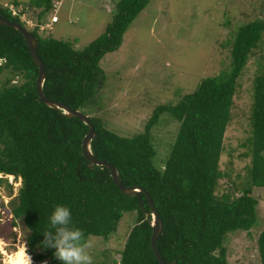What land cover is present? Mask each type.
Here are the masks:
<instances>
[{"label":"trees","instance_id":"trees-1","mask_svg":"<svg viewBox=\"0 0 264 264\" xmlns=\"http://www.w3.org/2000/svg\"><path fill=\"white\" fill-rule=\"evenodd\" d=\"M31 2L41 9L34 27L25 21L26 8L20 9L23 3L18 0L13 3L18 13L10 5H0V15L37 37L38 54L47 69L46 96L84 113L106 77L101 61L119 50L125 33L151 0H115L107 29L82 50L71 40L40 32L46 23L43 17L56 7L54 0ZM263 37L264 19L237 28L228 40L229 69L206 77L179 102L158 105L143 131L132 137L109 129L102 118L90 117L97 132L93 153L116 166L125 186H140L150 193L164 223L158 247L167 262L230 264L225 247L229 235L250 231L258 221L259 200L253 190L264 187V75L255 80L249 176L238 196L231 189L220 194L218 188L225 175L220 160L238 80ZM39 71L24 35L0 25V184L7 182L12 196L14 188L6 176L22 179L8 212L13 226L22 220L29 232L33 263L61 264L54 249L41 247V231L55 232L48 217L56 205L64 204L72 210L69 227L83 229L86 237L108 239L125 214L135 212L136 222L114 264H161L152 248L147 194L125 195L108 167L93 165L84 156L82 145L90 127L42 101L37 91ZM166 115L180 127L165 165L158 166L153 130ZM258 249L264 264V230Z\"/></svg>","mask_w":264,"mask_h":264},{"label":"rangeland","instance_id":"rangeland-1","mask_svg":"<svg viewBox=\"0 0 264 264\" xmlns=\"http://www.w3.org/2000/svg\"><path fill=\"white\" fill-rule=\"evenodd\" d=\"M18 1L23 3L20 9L26 8L25 21L34 27L41 9L33 7L32 0ZM54 2L56 7L43 17L46 23L40 32L71 40L80 50L105 32L113 19L116 3L115 0ZM13 3L14 0H0V5H10L18 13ZM258 18L264 19V0H151L125 33L119 50L108 53L101 61L106 77L88 106L83 108L84 114L102 118L109 129L122 136H134L143 131L158 105L179 102L185 94L194 92L206 77L229 69L232 46L228 40H232L237 28ZM260 75H264V37L238 80L220 160L225 173L219 181L220 194L231 189L235 195H240L239 189L249 176L250 118L255 80ZM179 127V122L166 115L154 128L158 166L165 165ZM6 177L14 194L9 196L7 182L0 184V264H10L7 254L15 253L20 247L30 254L28 230L22 220L13 226L12 214L8 212L9 202L22 181ZM253 195L259 200L258 221L250 231L229 235L225 247L230 264H262L258 239L264 230V187L254 188ZM136 218L135 212L126 213L117 231L108 239L91 236L93 247L88 251L93 264L104 261L114 264L121 259Z\"/></svg>","mask_w":264,"mask_h":264},{"label":"water","instance_id":"water-1","mask_svg":"<svg viewBox=\"0 0 264 264\" xmlns=\"http://www.w3.org/2000/svg\"><path fill=\"white\" fill-rule=\"evenodd\" d=\"M0 25L10 26L15 28L17 31L22 33L25 37V40L27 42V45L30 49V52L32 54V57L35 61V63L39 66V75L37 78V91L40 95V98L42 101L48 105L51 108L57 109L62 111L64 115L67 117L73 118L78 117L80 118L86 125L90 127L89 133L85 136L83 141V154L87 159L93 164L98 166H105L108 167L111 171L112 177L115 180V182L118 184L120 189L125 195L129 196H139L141 197L142 193L147 194V197L149 199L150 205H151V211L146 213L147 219H150V223L153 228V234L151 237V243L154 253L156 254L157 258L159 259L161 264H178L177 262H167L163 256L160 253L159 247H158V238L159 235L164 231V223L161 218V215L159 211L157 210L154 201L150 195L149 192H147L145 189H143L140 186H125L121 180L119 170L116 168L115 165L112 163H109L103 159L98 158L92 151L91 143L93 139L96 137L97 132L95 129V125L93 124L90 117L86 114H84L82 111L71 108L67 104L57 101L54 99H51L46 96L44 93V84L45 80L47 78V69L45 64L42 62V60L39 57L38 54V39L37 37L25 26H23L20 23L13 22L10 19L1 16L0 15Z\"/></svg>","mask_w":264,"mask_h":264},{"label":"clouds","instance_id":"clouds-1","mask_svg":"<svg viewBox=\"0 0 264 264\" xmlns=\"http://www.w3.org/2000/svg\"><path fill=\"white\" fill-rule=\"evenodd\" d=\"M71 219L72 210L70 207L64 204L56 205L48 217L51 228L55 229V232L53 233L50 229L41 231L44 237L41 247L54 249L53 255L61 264H93V258L88 251L93 247V240L90 236L86 237L83 229L70 228ZM19 256L20 264H33L31 258L26 257L24 251H21ZM31 256L33 257L32 254Z\"/></svg>","mask_w":264,"mask_h":264},{"label":"bare ground","instance_id":"bare-ground-1","mask_svg":"<svg viewBox=\"0 0 264 264\" xmlns=\"http://www.w3.org/2000/svg\"><path fill=\"white\" fill-rule=\"evenodd\" d=\"M21 251H24L26 257L29 256V257L31 258V262H32V256H31L30 254H28V253L25 251V248L20 247L19 250L16 251L15 253H13V254H7V256H8L7 259H8V261H9L10 264H20L21 258H20V256H19V253H20ZM4 253H5V252H4ZM31 262H30V263H31Z\"/></svg>","mask_w":264,"mask_h":264},{"label":"crops","instance_id":"crops-1","mask_svg":"<svg viewBox=\"0 0 264 264\" xmlns=\"http://www.w3.org/2000/svg\"><path fill=\"white\" fill-rule=\"evenodd\" d=\"M2 264H6L5 262H2Z\"/></svg>","mask_w":264,"mask_h":264}]
</instances>
